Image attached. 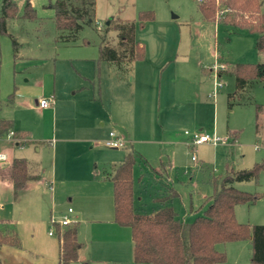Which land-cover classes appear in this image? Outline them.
<instances>
[{
	"label": "rangeland",
	"instance_id": "obj_1",
	"mask_svg": "<svg viewBox=\"0 0 264 264\" xmlns=\"http://www.w3.org/2000/svg\"><path fill=\"white\" fill-rule=\"evenodd\" d=\"M27 1L15 0L18 17L8 21V34L0 39V100H5L17 88L14 111L6 107L0 116L34 122L33 114L23 107L24 99L18 96V91L27 81L33 83L37 77L41 81L47 75H54L56 139L50 138L53 132L46 129V117L38 112V139L43 141L39 146L38 164L42 168L48 166L53 157L60 166L67 146L85 145V153L80 151L89 156L94 178L106 180L105 175L113 172V165L120 164L134 151L138 156L133 169L134 207L140 213L153 214L167 195L154 179L152 168L160 169V162L169 159L173 167L168 170V177L179 194L171 205L182 220L193 222L207 207L203 206L205 199L213 194L212 177L225 174L227 159L236 170L251 169L255 163L264 161V114L257 117L255 110L256 104L264 106V84L254 83L248 88L243 95L247 104L230 107L226 95L235 91V79L226 73L221 76V81L225 82L223 89L214 99L211 96L219 80L216 71L222 69L223 63L233 69L238 64L264 62V54L255 47L256 35L205 20L195 0H96L94 23L84 26L76 42L64 43L59 39L55 11L51 7L58 0H30L36 20L25 17ZM2 4L0 0V13ZM149 12L154 18L140 27L141 13ZM261 12L264 13V3ZM112 20L113 24L118 21L136 23L135 37L144 46L145 57L137 61L122 80L115 67L106 63L101 76L87 78L80 68L85 62L76 63L72 59L81 60L92 52L97 53L106 35L109 44L116 46L118 33L113 25L110 28L108 25ZM35 59H38V67L24 66ZM116 84L137 92L134 121L119 133L125 137L126 144L118 149L107 146L103 137L104 132L108 134L114 129L108 121L109 115L99 118L97 114L102 112L91 109L95 104L90 103L91 100L97 102L99 109L102 105L110 107L115 99ZM90 113L97 126L92 136H96L94 142L65 139L64 129L69 130V139L76 136L85 139L84 134L75 133L74 126L83 127ZM229 130L240 132L236 147L227 143ZM257 130L260 131L258 137ZM196 133L219 142L189 146ZM44 141L51 143V147ZM39 156L44 159L40 160ZM235 187L262 196L255 205L239 206L238 221L264 223V172L258 181L235 183ZM66 203L69 204L67 200ZM90 204L96 205L93 207L96 210L99 202L94 200ZM131 235L127 227H120L117 233L121 239H131ZM216 249L227 256L222 264L237 261L250 264L252 243L249 240L218 244Z\"/></svg>",
	"mask_w": 264,
	"mask_h": 264
},
{
	"label": "trees",
	"instance_id": "obj_2",
	"mask_svg": "<svg viewBox=\"0 0 264 264\" xmlns=\"http://www.w3.org/2000/svg\"><path fill=\"white\" fill-rule=\"evenodd\" d=\"M195 1L205 20L223 23L237 30H247L256 35V50L264 54V13L261 12L264 0ZM51 7L55 11L59 39L64 43L76 42L84 26L94 23L96 0H58ZM25 8V17L36 20V11L29 0ZM18 12L15 0H3L0 39L8 34L7 23L17 18ZM153 18L151 12L141 13L138 25L143 28ZM108 25L109 28L110 25L114 26L118 41L116 46H111L107 35L103 36L98 47L99 60L116 67L119 75L125 76L134 62L144 59L145 49L136 40L135 22L118 21L113 24L112 20ZM221 72H230L236 80V90L228 96L230 107L247 104L243 101V95L248 88L254 83H264V62L238 64L233 69L227 67ZM13 103L14 94H11L6 104ZM2 106L3 102L0 100V108ZM255 110L257 117L264 114V106L256 104ZM13 126V122L1 119L0 137L9 134ZM12 137L18 142L26 139L24 135L15 132ZM137 157L135 152L128 153L111 178L115 222L131 229L133 259L136 264H222L226 262L227 256L218 251L216 246L245 240L252 243L250 264H264V225L239 223L235 214L236 207L254 205L262 198L259 193L239 190L235 183L258 181L264 172V161L256 163L251 169L236 170L229 167L225 174L213 176V194L203 203L207 207L193 222H186L171 205L179 194L168 177V170L171 169L168 161L161 162L160 169L152 168L154 179L167 195L160 200L161 207L153 214L140 213L135 209L133 169ZM11 171L14 194L17 195L30 180L28 163L23 159H14ZM59 241V264L76 262L80 247L76 227L69 226L63 232L59 231ZM2 245L19 246L18 235L0 230V246Z\"/></svg>",
	"mask_w": 264,
	"mask_h": 264
},
{
	"label": "crops",
	"instance_id": "obj_3",
	"mask_svg": "<svg viewBox=\"0 0 264 264\" xmlns=\"http://www.w3.org/2000/svg\"><path fill=\"white\" fill-rule=\"evenodd\" d=\"M98 52L86 55L87 58L85 59H72L76 63L85 62V64L80 65V68L81 74H85L84 76L87 78H94L97 74L101 76L105 72V65L108 63L99 60ZM30 62L24 66L31 65L38 67V59ZM135 63L132 64L130 73ZM222 65L226 68L229 67L226 63ZM115 69L117 70L116 67ZM221 71L223 70L221 69L218 73L216 72L219 78L217 82L221 83V87H214L211 95L213 99L224 87L225 82L221 81V76L226 73L231 74L230 72ZM118 77L120 80L124 79L119 73ZM53 79V74L47 75V78L44 77L41 81H38L37 77L33 83L27 81L25 85L20 87V92L18 91V96L24 99L23 107L27 112L33 114L34 122L25 121L21 117L0 116V120L13 122L12 131L24 135L26 138L18 142L9 134L0 137V152L8 154L10 157L8 163L0 165V230L4 233H16L20 240V245L17 247L10 245L0 246L1 264H59V231L63 232L69 227L61 224L59 221L61 216H63L62 220L65 216H68L72 221L70 226L76 227L77 238L80 243L78 260L72 264H136L133 259L132 238L121 239L117 237V233L122 226L115 222L113 183L111 178L121 163L113 165V172L105 175L106 180L95 179V173L92 174L90 158L83 155L85 153V145L80 147L71 145L67 146L64 153L66 157L62 160L60 166L56 163V157H53L51 163L43 168L41 164H38V152L41 151L39 146L43 142L39 141L41 139H38V112L46 117V129L50 128L53 132L50 138L56 139L57 91ZM27 83L29 84L27 85ZM16 92L17 88L15 87L13 93H11L14 94L13 105L6 104L11 94L5 100H1L3 106L0 108V112L6 107H10L14 111L17 100ZM214 92H216L215 96L213 95ZM114 94L115 99L110 102V107L102 105L101 109H99L97 102L91 100L90 103L93 102L95 104V107L92 106L91 109L101 111L102 114L99 115L96 112L97 116L101 119L109 115L108 121L114 129L109 131L108 134L104 132L103 137L105 141L109 139L111 132H115L126 144L125 137H121L119 133L124 131L128 123L130 124L134 121L137 92L134 88H125L116 84ZM230 94L232 93L226 95L227 101ZM44 99H48L50 104L46 108H40L39 102ZM115 100L117 101L115 102ZM114 102L115 105H113ZM83 124V127L74 126V130L75 133L84 134L85 139L81 140L80 137L76 136L77 134L75 138L69 139L67 137L69 133L68 129H64V138L70 142L83 141L84 143L92 144L96 138V136H92L97 128L95 121H93L92 113L85 119ZM255 133L257 137L260 135V131L258 130ZM185 135H189V133L185 132ZM48 139L49 135L46 137V140ZM227 139V143L236 147L239 144L240 132L233 133L229 130ZM45 143L47 142L44 141ZM191 143L192 139H190L189 146H193ZM47 144L50 148L51 143ZM258 146L256 144L257 150H260L261 147ZM70 158L72 159L71 161H69ZM14 159L25 160L28 163L30 175V180L17 195L14 194L11 171V164ZM43 159L44 157L41 156L40 160ZM229 160L227 159L225 163V171L229 167L234 168L233 163ZM167 161L170 162L172 168V162L169 159ZM68 184L72 186L67 187ZM66 200L69 204L66 203ZM94 200L99 202L96 210L93 209L96 205L90 204ZM73 205L77 209H74ZM70 208L73 209L72 213H69ZM237 209H240L239 206L235 209L236 219L238 220L239 210ZM239 223L249 225L264 224L255 222L246 223L245 221H240ZM51 232H53L52 235L50 234ZM239 263L237 261L235 264Z\"/></svg>",
	"mask_w": 264,
	"mask_h": 264
},
{
	"label": "built area",
	"instance_id": "obj_4",
	"mask_svg": "<svg viewBox=\"0 0 264 264\" xmlns=\"http://www.w3.org/2000/svg\"><path fill=\"white\" fill-rule=\"evenodd\" d=\"M222 70H225V66L221 65ZM219 70H217L216 72L218 73ZM217 87H221V83L217 82L216 83V88ZM214 92V96H215ZM50 104V101L48 99H44L41 100L39 102V106L40 108H46L48 107ZM14 131H10L9 135L13 136ZM219 142L218 139H211L208 135H201L199 133H196L192 136V145L198 146L201 144H206V143H213V144H217ZM225 142V141H224ZM106 145L111 147V148H120L123 147L125 145V143L123 142V140L117 136V134L115 132H111L109 139L106 141ZM195 160V157L193 158ZM10 161V157L8 156V154L4 153V152H0V165L3 163H8ZM73 209H69V213H72ZM61 224L63 226H70L72 224V221H70L68 216H65L64 219L61 221ZM51 235L53 234V232L50 233Z\"/></svg>",
	"mask_w": 264,
	"mask_h": 264
}]
</instances>
